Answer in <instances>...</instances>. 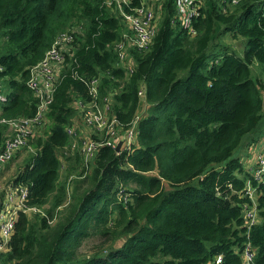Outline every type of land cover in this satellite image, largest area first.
I'll list each match as a JSON object with an SVG mask.
<instances>
[{"label":"trees","instance_id":"trees-1","mask_svg":"<svg viewBox=\"0 0 264 264\" xmlns=\"http://www.w3.org/2000/svg\"><path fill=\"white\" fill-rule=\"evenodd\" d=\"M106 1L0 0V118L35 112L29 67L60 31L77 27L45 113L47 129L29 137L35 152L8 182L25 185L28 204L40 210L19 212L0 264H212L216 254L221 264H242L247 241L252 264H264V182H253L258 217L248 228L242 209L250 201L249 173L233 155L263 117L264 0H201L193 35L181 26L174 0H157L156 33L146 48L129 51L131 71L114 48L123 20ZM218 25L220 34L240 40L241 55L231 41L215 40ZM253 61L262 66L255 79ZM74 70L99 76V94H110L122 125L144 99L129 151L101 145L85 160L75 98L88 93ZM10 132L0 121V145ZM94 235L111 243L105 253L80 254Z\"/></svg>","mask_w":264,"mask_h":264},{"label":"built area","instance_id":"built-area-1","mask_svg":"<svg viewBox=\"0 0 264 264\" xmlns=\"http://www.w3.org/2000/svg\"><path fill=\"white\" fill-rule=\"evenodd\" d=\"M131 0H107L106 3L117 9L123 20L124 27L120 38L114 43V48L121 63L125 65L126 71L132 70L133 59L129 51L132 48H146L152 41L158 19L157 0H140L139 4L130 5ZM237 3L239 0H228ZM177 18L180 24L191 35L196 33L193 19L199 13L201 0H174ZM114 3V4H113ZM124 4L128 9H124ZM76 26H71L60 31L45 51L43 57L32 64L28 70L26 79L27 86L38 98L35 112L29 116L17 118H0L5 121L11 130L0 145V171L11 159L15 152L27 145L28 139L36 131V127L44 123L45 113L49 103L53 99V92L61 78V70L66 65V53H70ZM2 65L0 64V70ZM73 76L83 80L87 86L88 97L75 98V104L79 110L82 123L87 131L80 132V148L85 160L92 159L101 145H110L115 149L118 140H121L120 150H130L136 142L137 121L142 113L145 102L141 100L138 112L125 125L120 124L118 119L110 111L109 95L100 96L99 76L84 78L76 70ZM138 95L143 98L144 89L138 90ZM6 96L0 89V100ZM71 136L77 134L74 125L67 127ZM95 134L96 136H92ZM249 178L245 183L244 192L250 201L243 204V216L247 227L257 221L256 186L264 182V139L255 153L253 164L249 168ZM0 191V252L9 249V241L14 231L15 222L19 212H34L40 210L38 207L29 205L28 189L25 185L6 184L1 185ZM122 189H120V192ZM126 198V194L124 195ZM255 250L249 241L242 248V264H252ZM222 255L216 254L212 264H221Z\"/></svg>","mask_w":264,"mask_h":264},{"label":"rangeland","instance_id":"rangeland-1","mask_svg":"<svg viewBox=\"0 0 264 264\" xmlns=\"http://www.w3.org/2000/svg\"><path fill=\"white\" fill-rule=\"evenodd\" d=\"M219 27L220 25L216 26V30L213 33V37H215V40H217L218 42H223L224 40L231 41L232 45L235 47L236 50L240 49V51H238V54L241 55L243 48H240L239 45L240 40L238 38L230 39L228 33L220 34ZM250 69H251V76L253 79L261 76L262 66L258 62L253 61L250 64ZM48 124H49V120L46 121V124L44 122L43 124H40V126L36 128L40 129L39 132L42 133L47 129ZM263 139H264V110H263V117L258 123V125L252 131L246 132L242 135L240 144L233 151V155L240 157L245 171L249 172V168L254 162L255 153L257 149L260 147ZM26 147L27 149H25ZM25 148L20 152H18L19 154L17 153L14 158L10 159L1 169L0 191L2 190L1 185L5 186L9 182V180H11L12 175L16 173L17 169L25 163L26 159L30 156V154L35 152V148L31 144L29 145L27 144ZM251 156H253V159L250 162L247 161ZM70 186H73V182H70ZM32 212H29L28 214H31ZM108 244L107 242H102L99 236L94 235L85 238L78 250L80 254H85V255L91 254L92 252L95 251H101V253H105L104 249ZM120 244H121V239H117L113 242V245L115 246H118Z\"/></svg>","mask_w":264,"mask_h":264},{"label":"crops","instance_id":"crops-1","mask_svg":"<svg viewBox=\"0 0 264 264\" xmlns=\"http://www.w3.org/2000/svg\"><path fill=\"white\" fill-rule=\"evenodd\" d=\"M263 110H264V92H263ZM78 125H79V127H80V129L82 130V132H85V131H87V128H86V126L82 123V121L79 119V121H78ZM245 145V144H244ZM254 158H255V156H254ZM253 159V156H251L247 161H251ZM3 174V173H2Z\"/></svg>","mask_w":264,"mask_h":264},{"label":"water","instance_id":"water-1","mask_svg":"<svg viewBox=\"0 0 264 264\" xmlns=\"http://www.w3.org/2000/svg\"><path fill=\"white\" fill-rule=\"evenodd\" d=\"M121 142H122L121 140H118V141H117V143H116V145H115V150H116V151L119 150L120 145H121Z\"/></svg>","mask_w":264,"mask_h":264}]
</instances>
